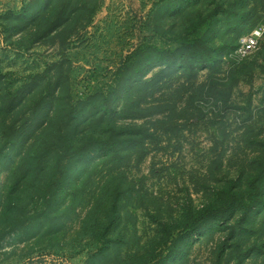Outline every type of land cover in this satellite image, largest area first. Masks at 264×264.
Returning <instances> with one entry per match:
<instances>
[{
  "label": "rangeland",
  "instance_id": "obj_1",
  "mask_svg": "<svg viewBox=\"0 0 264 264\" xmlns=\"http://www.w3.org/2000/svg\"><path fill=\"white\" fill-rule=\"evenodd\" d=\"M263 164L264 0H0V264H264Z\"/></svg>",
  "mask_w": 264,
  "mask_h": 264
},
{
  "label": "trees",
  "instance_id": "obj_2",
  "mask_svg": "<svg viewBox=\"0 0 264 264\" xmlns=\"http://www.w3.org/2000/svg\"><path fill=\"white\" fill-rule=\"evenodd\" d=\"M144 84V83H143ZM100 98H103V96H99ZM130 104V103H129ZM134 106L137 107V104ZM130 107H133L130 105ZM136 125H130V128H135ZM130 128H128V131L126 132H120L119 134H116L112 137H110V139L107 141L108 143L115 141V139H126L125 141H127V138L129 135H132L130 133ZM147 134L145 133L144 136H146ZM107 142H103L102 144L99 143L101 146L100 151H102L101 153L103 154L104 159L106 158H112L114 155V152H118L119 147L121 144H123V140L120 143L117 144H107ZM94 143V142H93ZM105 151V152H104ZM26 158V157H25ZM106 161H109L106 160ZM250 171H247V169H243L240 172L239 177L237 178V180L235 182H233L231 184V186L229 187L227 192H220L218 193V197L221 195V198L223 199V203L220 204V206L216 209L211 211L210 214H208L209 216L206 217L207 220L210 221V216L212 215H216L219 218H223L224 216H230L233 217V215L235 214L236 211L242 210L243 214L242 217L244 218V216H247L248 214H251V212L253 213V207L251 206L253 201L257 200V199H261L262 196H264L262 193L264 191V164L261 165V170H259L258 172L253 173H249ZM245 182H249V188L246 190H239V193H236V191L238 189H240V187H244V183ZM234 188V190H233ZM228 192H232L229 196H228ZM244 192L247 193V197L244 196ZM222 209V210H221ZM261 208H259L260 210ZM255 213V211H254ZM204 216H202L203 218ZM242 218V219H243ZM197 225H201V223L197 224Z\"/></svg>",
  "mask_w": 264,
  "mask_h": 264
},
{
  "label": "built area",
  "instance_id": "obj_3",
  "mask_svg": "<svg viewBox=\"0 0 264 264\" xmlns=\"http://www.w3.org/2000/svg\"><path fill=\"white\" fill-rule=\"evenodd\" d=\"M258 38V33L254 32L251 36L242 39L237 50L238 56L245 58L248 54H250L257 47Z\"/></svg>",
  "mask_w": 264,
  "mask_h": 264
}]
</instances>
